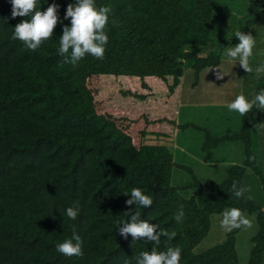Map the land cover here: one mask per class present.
I'll return each mask as SVG.
<instances>
[{
	"label": "trees",
	"instance_id": "16d2710c",
	"mask_svg": "<svg viewBox=\"0 0 264 264\" xmlns=\"http://www.w3.org/2000/svg\"><path fill=\"white\" fill-rule=\"evenodd\" d=\"M245 1L247 16L237 31L247 34L259 22L264 0ZM94 2L97 9H113L105 56L98 60L86 55L73 67L63 63L58 48L63 27L71 26L70 18L64 19L67 6L76 0H38L40 11L53 3L59 6L60 23L34 52L12 39L15 26L30 17L11 18L10 0H0V264H136L139 254L151 252L154 245L147 238L133 241L131 235L124 239L118 234V224L130 219L124 212L132 207L125 202L133 188L153 197L149 207L134 206L141 212L139 220L177 233L170 241L162 236L157 250L180 247V264H264V207L231 191L233 183L242 187V177L251 168L264 198V110L254 106L243 116L235 138L244 142V164L231 166L201 203L196 201L204 192L199 182L175 184L170 147H136L108 115L98 113L87 86L96 76L171 77L176 85L186 69L197 75L217 67L225 48L239 41L235 36L213 37L227 31L217 16L216 0ZM201 49L207 52L200 55ZM251 89L250 101L264 90V77H257ZM251 130L262 152L260 168H255L249 151ZM192 189L190 196L181 195ZM74 201L80 212L73 221L66 209ZM181 205L185 219L177 223L174 217ZM233 207L245 215L254 213L258 223L248 260L240 262L235 247L241 228L195 253L210 231L211 217ZM73 229L83 240V257L56 251Z\"/></svg>",
	"mask_w": 264,
	"mask_h": 264
},
{
	"label": "clouds",
	"instance_id": "9594fccd",
	"mask_svg": "<svg viewBox=\"0 0 264 264\" xmlns=\"http://www.w3.org/2000/svg\"><path fill=\"white\" fill-rule=\"evenodd\" d=\"M10 3L12 5L11 18L17 16L30 17V19H24L15 26L12 39L21 41L26 50L34 52L45 41L53 37L54 28L60 23L57 14L59 6L57 4H50L45 11H40L37 10L38 0H10ZM112 11L113 9L108 6L97 9L94 0H76L75 5L68 4L64 19L70 18L71 26L63 27L58 48V53L64 58V64L76 67L86 55H91L98 60L104 59L106 45L109 40L106 34V26L109 22V14ZM234 36L239 43L227 49L226 56L232 61L238 62L239 66L248 74L253 72L257 76L264 74V65H260L255 69L251 66L253 49L256 46L255 37L241 31H236ZM69 50L71 51L69 52ZM209 71L214 72L217 80H222L225 76L216 67H210L207 72ZM254 106L258 110H264V90H261L251 101L243 94L236 96L235 100L228 104V109L244 116ZM231 191L235 197L240 198L250 189L238 188L233 183ZM248 198L251 199L250 196ZM125 203L132 206L124 212V215L130 219L118 224L122 225L118 229V234L124 239L131 235L133 241L138 238H147L154 245L151 252L144 251L139 254L136 258V264H180L182 251L180 247L166 246V251L157 250L162 236L170 241L175 238L177 233L160 229L158 224H150L139 220L141 212L134 210V206L138 208L151 206L153 197L145 195L139 188H133L130 199H127ZM79 212V203L74 201L73 206L66 209V216L74 221L77 219ZM174 218L177 223H183L185 219L183 205L180 206ZM220 226L228 233L242 227L251 228L252 222L239 208L233 207L223 212ZM157 229L159 230L157 231ZM56 251L66 257H83V240L73 229L71 238L58 244ZM125 264H128V262L125 261Z\"/></svg>",
	"mask_w": 264,
	"mask_h": 264
},
{
	"label": "crops",
	"instance_id": "0c3cea01",
	"mask_svg": "<svg viewBox=\"0 0 264 264\" xmlns=\"http://www.w3.org/2000/svg\"><path fill=\"white\" fill-rule=\"evenodd\" d=\"M110 79L105 76L88 79L87 86L94 97L96 110L98 113L108 115L121 131L132 138L136 147L151 139L172 143L175 150L172 177L176 178L177 186L199 182L203 187V193L207 194L210 187L227 176L231 166L244 164L246 155L244 142L240 138H235L240 135L243 116H240L234 128H230L231 121L228 122L229 118L223 114L220 115L218 126H214L215 130L208 129L206 125L200 127L185 121L187 118L182 116L179 83L169 92V88L173 86L170 87L165 79L161 78L146 77L141 79L142 82L137 78L140 83L134 78L131 84L127 86L123 84L121 87ZM90 81L93 83V88H90ZM103 82L109 98L105 93L102 95L97 91L100 87L99 83ZM114 88H118L119 91L112 95ZM109 94L112 95L111 98ZM113 103H118L120 106L122 104L123 110L119 112ZM180 118L183 119L182 123ZM237 127L238 131L232 130ZM256 139L255 136L254 141ZM234 146L241 148V159L217 157H222L221 151L224 147L233 149ZM257 150L260 151L259 142H250L249 151L255 157V168H260L262 152L257 153ZM249 169L252 170L248 168L246 171ZM203 193L196 196L197 202H204Z\"/></svg>",
	"mask_w": 264,
	"mask_h": 264
},
{
	"label": "rangeland",
	"instance_id": "374dc122",
	"mask_svg": "<svg viewBox=\"0 0 264 264\" xmlns=\"http://www.w3.org/2000/svg\"><path fill=\"white\" fill-rule=\"evenodd\" d=\"M216 13L220 18V22L226 26L225 32L218 33L217 36H213L215 39H230L234 36V33L238 28L242 27L244 20L246 19V1L245 0H216ZM247 34H251L255 37L256 46L253 49V57L251 58V66L255 69L260 65H264V11L261 14L259 22L250 27ZM234 47V46H232ZM231 47L225 48L220 59V64L216 67L220 69L224 74L222 80H217L215 78L214 72L208 71L209 68L202 70L197 75L191 69H186L182 77L179 78V100L182 107V116L186 117L187 122L194 125L207 126L208 129L215 130L214 126H218V120H220V115H225L226 118H229L230 128H234L240 119V114L235 111H230L228 109V104L233 102L236 96L243 94L248 100L251 99L252 89L254 83L256 82L257 77H264V74L257 76L255 72L248 74L246 73L238 64V62L232 61L226 56V50ZM207 52V49H201L200 55H204ZM107 78H112L113 82H116L119 87L121 85H129L132 83L135 77H116V76H105ZM139 82V80L136 78ZM136 81V82H137ZM141 81V79H140ZM166 83L171 87L175 86L173 83V78H165ZM142 82V81H141ZM99 83L98 92H101L102 95L105 93L108 97L107 91L104 89V84ZM140 83V82H139ZM93 88V83L90 81L89 84ZM93 86V87H92ZM119 91L118 88L112 90V95ZM251 91V92H250ZM110 98H111V94ZM105 98V96H104ZM106 98V99H107ZM105 99V100H106ZM114 107L117 110H123V106L118 103H113ZM188 108V109H187ZM190 110V111H189ZM242 117V116H241ZM182 123L183 119L180 118ZM240 127V124L238 125ZM232 129L233 131H238L239 129ZM256 136L251 130V140L254 141ZM237 142V141H234ZM145 143H164L161 139H151L147 140ZM174 155L175 150L172 143H166ZM241 148L231 147L222 149V157L217 156L218 158H223L227 156L232 159H241L240 153ZM257 153H260L257 150ZM195 173H198L194 170ZM242 187L250 189V191L245 192V196L248 198L251 197V201L261 208L264 207V198L262 185L260 184L259 178L257 175H254L252 170H247L242 179ZM192 190L183 191L181 195L190 196ZM205 193H203L204 195ZM249 199V198H248ZM223 214L211 217V226L208 235L195 247V253H201L208 250L212 246L220 244L225 235L227 234L222 227L220 226V221ZM251 222V228H241L240 231L235 235V247L237 251L238 258L240 262L245 263L250 254L251 247L253 245V237L258 231V223L256 221V216L254 213H249L245 215Z\"/></svg>",
	"mask_w": 264,
	"mask_h": 264
}]
</instances>
